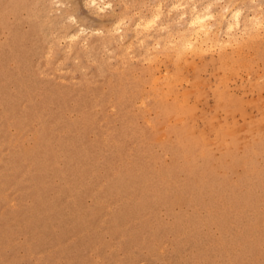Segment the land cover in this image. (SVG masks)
I'll use <instances>...</instances> for the list:
<instances>
[{"label":"rangeland","instance_id":"1","mask_svg":"<svg viewBox=\"0 0 264 264\" xmlns=\"http://www.w3.org/2000/svg\"><path fill=\"white\" fill-rule=\"evenodd\" d=\"M0 264H264V0H0Z\"/></svg>","mask_w":264,"mask_h":264},{"label":"bare ground","instance_id":"2","mask_svg":"<svg viewBox=\"0 0 264 264\" xmlns=\"http://www.w3.org/2000/svg\"><path fill=\"white\" fill-rule=\"evenodd\" d=\"M94 2V1H93ZM196 13V12H195ZM200 15V14H199ZM205 18V17H204ZM203 17H200V16H196L195 17V19H194V24H196L197 26H198V28L200 29V30H203V29H205L206 27V25H205V19H204ZM192 22V21H191Z\"/></svg>","mask_w":264,"mask_h":264}]
</instances>
